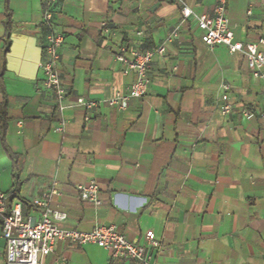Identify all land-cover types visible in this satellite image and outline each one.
<instances>
[{
    "label": "crops",
    "instance_id": "crops-1",
    "mask_svg": "<svg viewBox=\"0 0 264 264\" xmlns=\"http://www.w3.org/2000/svg\"><path fill=\"white\" fill-rule=\"evenodd\" d=\"M45 1L0 0V190L9 203L38 220L33 200L53 187L48 206L65 215L58 227L114 225L136 244L151 231L149 264H264V79L251 75L243 53L202 42L195 15H210L214 0H59L53 22L64 37L56 66L68 89L63 111L39 67ZM182 6L193 12L185 20ZM226 16L235 41L255 42L264 53V0H227ZM163 43L145 95L126 109L101 102L88 112L75 104L127 91L135 74H124L114 59L121 45L145 51ZM224 83L228 114L220 112ZM62 120L64 130L56 131ZM90 180L98 206L82 201L76 188ZM111 260L95 244L58 240L39 264Z\"/></svg>",
    "mask_w": 264,
    "mask_h": 264
},
{
    "label": "built area",
    "instance_id": "built-area-1",
    "mask_svg": "<svg viewBox=\"0 0 264 264\" xmlns=\"http://www.w3.org/2000/svg\"><path fill=\"white\" fill-rule=\"evenodd\" d=\"M58 1L46 0L44 2L43 19L48 30L43 45L44 60L39 67L44 87L54 90L55 107L63 111L68 89L61 84L56 68L60 57V47L64 40L63 34L56 29L53 22V7ZM226 1L214 0L210 15H195L201 32L200 38L209 49L222 45L230 53H243L251 75L254 78L264 79V53L258 50L255 42H239L233 39L226 16ZM181 14L182 20H185L193 15V12L189 7L182 6ZM101 34L104 38H108L111 29L104 24L101 27ZM176 35L177 29H174L167 41ZM259 42L264 44L263 39ZM164 51V43L145 51L121 45L114 53V59L124 65L122 70L124 74L131 72L135 74V80L129 85L127 91L125 93L115 92L103 101L78 97L75 104L88 112L97 108L101 102L117 110L126 109L130 99L141 98L145 95L150 82L148 71L152 57L154 54L163 55ZM222 88L220 112L228 114L233 109L229 100L230 87L224 83ZM241 113L244 116L250 115L247 109H242ZM89 117L87 114L84 119L88 120ZM64 124V120L60 121L55 130L63 131ZM76 188L82 201L90 202L95 206L100 205L99 188L94 180L77 185ZM56 193L51 187L43 192L41 197L33 200L34 205L40 207L41 211L38 220H31L22 216L19 202L12 203L6 214L5 194L0 190V229L5 241L6 264H39L40 256L51 253L58 240H68L79 245L95 244L106 249L112 259L130 260L135 264H149L148 250L154 245L151 231L145 233L143 244H136L118 232L114 225H96L89 231L60 228L55 221L64 218V213L48 206V201Z\"/></svg>",
    "mask_w": 264,
    "mask_h": 264
},
{
    "label": "trees",
    "instance_id": "trees-1",
    "mask_svg": "<svg viewBox=\"0 0 264 264\" xmlns=\"http://www.w3.org/2000/svg\"><path fill=\"white\" fill-rule=\"evenodd\" d=\"M5 3H7V0H5ZM6 21L4 22L5 25V34L6 36L9 35V31H10V12L8 10H6ZM5 126H6V112H5V103H2L1 107H0V135L1 137L3 136L4 132H5ZM5 205H6V211L5 213L7 214L10 210L11 207V203H9V200H7V196H5ZM120 261L117 260H111L109 261V264H119Z\"/></svg>",
    "mask_w": 264,
    "mask_h": 264
}]
</instances>
